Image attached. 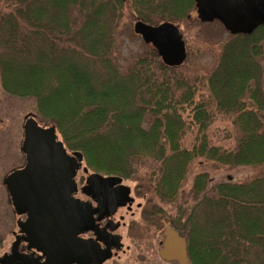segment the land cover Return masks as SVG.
<instances>
[{"label":"trees","instance_id":"trees-1","mask_svg":"<svg viewBox=\"0 0 264 264\" xmlns=\"http://www.w3.org/2000/svg\"><path fill=\"white\" fill-rule=\"evenodd\" d=\"M191 3L0 0V88L32 103L29 117L54 126L94 173L126 181L151 162L150 182L173 208L191 264H264V173L215 182L204 171L186 192L198 159L212 172L264 167V27L232 36L206 79L215 109L238 128L234 149L211 143L213 116L195 103L200 90L182 66L166 67L150 45L131 65L117 64L124 18L181 23ZM188 132L196 135L191 148L183 145Z\"/></svg>","mask_w":264,"mask_h":264},{"label":"flooded vegetation","instance_id":"flooded-vegetation-1","mask_svg":"<svg viewBox=\"0 0 264 264\" xmlns=\"http://www.w3.org/2000/svg\"><path fill=\"white\" fill-rule=\"evenodd\" d=\"M93 175L121 182L104 187L100 182L90 183ZM7 191L16 218L0 240V264H179L161 257L170 229L185 240L191 264L189 241L171 225L172 215L164 207L171 205L161 201L157 191L131 189L120 177L90 172L83 161L75 177L71 221L66 227L35 228L29 213L16 212ZM79 205L85 214L80 217V228L76 222Z\"/></svg>","mask_w":264,"mask_h":264},{"label":"water","instance_id":"water-1","mask_svg":"<svg viewBox=\"0 0 264 264\" xmlns=\"http://www.w3.org/2000/svg\"><path fill=\"white\" fill-rule=\"evenodd\" d=\"M195 5L200 22L217 21L233 36H249L259 27H264V0H195ZM134 33L156 50L166 67L179 68L186 62V44L179 28L173 23L150 25L137 21ZM22 153L26 165L5 180L16 212L19 215L29 213L30 223L35 228L54 226L56 229L70 225L75 177L81 168L83 155L80 152L68 154L58 139L56 128L42 126L33 117H29L24 124ZM98 182L110 187L120 183L121 179H103L93 175L90 183ZM76 212L80 228L83 221L80 217L85 214L80 205ZM161 257L168 262L189 263L187 244L172 229L166 232Z\"/></svg>","mask_w":264,"mask_h":264},{"label":"rangeland","instance_id":"rangeland-1","mask_svg":"<svg viewBox=\"0 0 264 264\" xmlns=\"http://www.w3.org/2000/svg\"><path fill=\"white\" fill-rule=\"evenodd\" d=\"M188 11L186 20L181 23L171 22L179 28L187 49V60L179 73L184 79L199 88L198 96L194 99L195 103L204 102L208 104V108L213 116L212 124L207 132L211 143L225 149H234L237 146L238 128L233 124L231 117L217 112V109L214 107V101L210 97L206 86L207 77L217 67L222 54V48L232 39V35L217 21L213 23L200 22L195 3H191ZM128 17L124 18L123 21L127 25L121 38L123 47L116 52L117 64L123 67L134 63L136 57L143 54L150 47L144 43L141 37L134 33V25L137 22L136 17ZM262 65H264V60L262 61ZM31 107L32 103L8 97L0 88V240L5 237V230L12 219L14 218L15 220L16 218L10 205V197L5 180L11 173L24 166L25 155L22 153L24 124L29 118L28 113L32 110ZM190 111V108L186 110L185 118H187V114H190ZM39 124L44 126L41 122ZM57 136L59 141L63 143L58 131ZM195 143V132H188L184 138L183 145L186 148H191ZM65 149L70 155L74 153L67 148ZM83 166L87 167L84 158ZM190 169L191 173L186 186V192H189L192 187L193 177L204 171H210V175L215 182L221 180L222 177H231L238 181H243L251 174L264 173V167L254 170L251 168H224L219 172H212L208 163L199 159L191 165ZM89 171L95 172L92 169H89ZM154 171L155 168L151 162L142 161L138 165L137 173L133 175L132 179L126 180L125 184L131 189L154 190L152 181L150 182L151 179L155 178L150 175ZM80 175H82V171L79 172L78 176ZM189 204L194 203L190 201ZM164 207L172 215L174 212L173 208H169L170 206Z\"/></svg>","mask_w":264,"mask_h":264}]
</instances>
